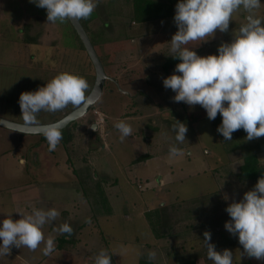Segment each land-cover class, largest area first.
<instances>
[{
	"label": "rangeland",
	"instance_id": "1",
	"mask_svg": "<svg viewBox=\"0 0 264 264\" xmlns=\"http://www.w3.org/2000/svg\"><path fill=\"white\" fill-rule=\"evenodd\" d=\"M172 2L176 9L179 0ZM96 9L100 16L90 21L93 30L104 32L102 19L111 17L108 40L95 46L109 78L101 100L66 126L71 139L49 151L40 134L0 125V204L5 202L0 226L11 212V199L28 200L25 215L35 208L30 201L37 209L60 212L43 227L45 237L51 235L56 243L50 256L43 255V244L34 252L13 246L10 255L0 256V264H95L101 250L112 255V264H138L149 251L157 254L155 264H165L168 254L181 249L195 257L206 247L203 233L212 232L210 242L216 246L223 233L217 227L231 219L225 209L256 185L238 176L245 151L229 150L204 108L174 102L176 93L163 86V78L174 74L163 69L178 31L174 16L139 22L132 18V0H100ZM245 15L234 14L228 33L217 30L213 39L187 47L200 56L218 55L219 45L232 41L231 33ZM257 15L264 17V0ZM73 27L70 20L47 23V10L29 0H0L1 117L22 123L21 93L36 91L63 72L86 78L90 93L96 69L74 39ZM73 109L41 111L37 119L40 124L55 122ZM121 120L133 129L123 142L114 126ZM175 120L188 127L182 144L172 130ZM171 145L184 154L170 156ZM259 155L264 164V151ZM27 184L35 186L37 198L23 193ZM63 223L73 228L71 236L54 231ZM154 226L167 236L156 237ZM227 235L233 264H244L238 236Z\"/></svg>",
	"mask_w": 264,
	"mask_h": 264
},
{
	"label": "clouds",
	"instance_id": "2",
	"mask_svg": "<svg viewBox=\"0 0 264 264\" xmlns=\"http://www.w3.org/2000/svg\"><path fill=\"white\" fill-rule=\"evenodd\" d=\"M29 2L46 9L47 23L55 24L89 19L100 0ZM260 8L261 0H179L176 5L174 23L178 31L170 41L169 56L181 62L176 65L174 74L163 78V86L176 93L172 98L174 102H184L190 108L200 105L209 120H215L220 114L222 123L217 132L224 141H232L233 133L241 129L247 133V141L264 137V17L257 15ZM241 11L246 14L245 22L232 31L230 43L219 45L218 55L200 56L187 47L193 42L201 44L213 39L217 30L228 33L234 14ZM89 89L86 78L63 72L46 86L21 93L22 123L12 125V132L25 135L39 132L46 138L49 151H55L63 138L62 129L67 120L40 124L38 114L63 111L71 105L83 115L89 106L101 100L99 87L94 90V95L88 94ZM114 126L120 133L121 142L132 135L133 129L127 122L121 120ZM91 128L98 131L96 124ZM172 130L176 133V142L182 144L188 132L187 125L175 120ZM183 154L176 145L169 147L170 156ZM225 211L231 218L225 223V229L233 237L238 236L243 247L241 256L264 260V175L252 190L244 193L242 200L233 201ZM18 213L21 219L13 220L8 216L2 221L0 256L10 255L13 246L34 252L42 244L43 255L50 256L56 243L51 235L45 237L43 227L56 221L60 212L55 208H33L30 214ZM85 222L91 223L90 218ZM54 231L71 236L74 230L68 223H63ZM203 236L207 257L213 264H233L231 250L217 251L210 242V231H205ZM156 255L155 251H149L147 259L153 261ZM111 257L107 250H101L95 257V264H112Z\"/></svg>",
	"mask_w": 264,
	"mask_h": 264
},
{
	"label": "trees",
	"instance_id": "3",
	"mask_svg": "<svg viewBox=\"0 0 264 264\" xmlns=\"http://www.w3.org/2000/svg\"><path fill=\"white\" fill-rule=\"evenodd\" d=\"M132 4H133L132 18H135V20L139 22L155 21L158 19H164L166 17L175 16V9L172 0H132ZM102 10H104L106 14L110 13V11H108L105 7ZM99 16H100L99 10L95 9V11L92 13L89 19L80 20L82 25L88 32L94 46H96L99 42H104L108 40V37H106L105 35H106V28L110 25L111 17L102 19L103 21L102 28H105L104 32L99 30H93L89 24L90 21L94 20L95 18H98ZM71 32H73L72 35L74 39L78 40L82 48L85 49V46L74 27L72 28ZM70 44L72 43L70 42ZM180 62L181 61L179 59H173L171 56H168L165 62L163 63V69L166 72L171 70L174 71L176 65ZM212 123L214 124L217 130V128L222 123V116L218 114L216 119L212 120ZM68 127L62 130V136H63L62 139L64 140V144L67 142L69 138L71 139L72 137L71 133L68 130ZM40 135L44 137L42 134ZM218 135L219 138L222 139L223 142H225V144H227L230 147L229 150H232V152L237 151L239 149L245 151L243 155V163L240 166V171L238 173V176L240 179L254 181L257 184L261 175H264V164L261 163L259 157V154L262 151H264V139L259 138L252 141H247L245 139L247 133L243 129L235 131L233 133L232 141H224V137L219 133ZM153 231L155 232L156 237L158 238L167 236L165 233H159L156 226L153 227ZM138 264H155V263L153 261H149L148 259H140ZM180 264H195V259H189Z\"/></svg>",
	"mask_w": 264,
	"mask_h": 264
},
{
	"label": "crops",
	"instance_id": "4",
	"mask_svg": "<svg viewBox=\"0 0 264 264\" xmlns=\"http://www.w3.org/2000/svg\"><path fill=\"white\" fill-rule=\"evenodd\" d=\"M259 157H260V155H259ZM27 185H29V184H27ZM32 188H35V186H32V187L30 186L28 188L24 187L22 191H23V193H25V192L26 193H33V195H32L33 197L31 199L37 198L38 194H35V192H34L35 189H32ZM11 201H12L11 202L12 208H11V212H9L8 216H11L12 219H17V220L21 219L22 218L21 214L18 213V212L22 211L25 214L26 211H28V208H29L28 207V203H27V205L25 203L28 200H25V202H20V201H15L14 199H11ZM7 202H10V201H7ZM4 203L5 202L2 201L1 204H0V211L3 212V213H5V211H4ZM29 204H31V205L34 204L32 206H34L35 208H38V206H37L38 204L37 203H34V202L30 201ZM10 213H11V215H10ZM15 213H17L18 216H13ZM217 228H218V231H217L218 233L222 232V231H223V233H221V235H222L221 239L217 240L218 243H215V244H217L216 245V250L219 251V252H222L223 250L232 247L233 244L229 243V241L231 239H227V237H228L227 232L228 231L225 229V227L224 226H222V227L218 226ZM211 234H212V232H211ZM212 236H214V234H212ZM223 240H225V241L223 242ZM241 248L243 249V247H241ZM12 249H14V248H12ZM175 254H176V258L174 257ZM189 259H195V264H213V261L209 260L208 257H207V249H206V247H204L203 250L197 251L196 254H195V257H194L193 254L189 253V250L186 252V251H183V249H181L180 251L174 252V254H168L166 256L165 264H180V263H182L184 261H187ZM235 259L236 258H234L233 261ZM244 261H245L244 264H249V263L250 264H264V263L259 262V260H256L255 258H248L247 256L244 258ZM234 264H237V262L234 263Z\"/></svg>",
	"mask_w": 264,
	"mask_h": 264
},
{
	"label": "water",
	"instance_id": "5",
	"mask_svg": "<svg viewBox=\"0 0 264 264\" xmlns=\"http://www.w3.org/2000/svg\"><path fill=\"white\" fill-rule=\"evenodd\" d=\"M71 21V20H70ZM72 25L74 26L75 30L77 31L79 37L81 38L94 66L96 69V80L94 83L93 88L91 89L89 95H94V90L99 87L100 92H101V97L103 95L104 92V85L106 80L109 78V76L107 75L104 65L102 63V60L88 34V32L86 31V29L84 28V26L82 25L81 21H71ZM125 93H129L125 90H123ZM96 104V103H95ZM93 104L92 106H89L86 111L84 112L83 115H80L79 111L73 109L72 111H70L69 113H67L64 117H62L61 119L57 120V121H63V120H67V124L66 126L71 123L76 121L77 119H79L80 117H83L84 115H86L95 105ZM55 121V122H57ZM21 122H17V121H13V120H9L6 118H3L0 116V125L4 126L6 128H9L12 130V125L15 124H19ZM54 123V122H51ZM42 124H50V123H42ZM66 126L64 128H66ZM63 128V129H64ZM29 134H41L39 132H35V133H29Z\"/></svg>",
	"mask_w": 264,
	"mask_h": 264
}]
</instances>
